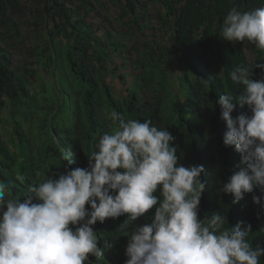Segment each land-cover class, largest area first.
<instances>
[{"label": "trees", "instance_id": "16d2710c", "mask_svg": "<svg viewBox=\"0 0 264 264\" xmlns=\"http://www.w3.org/2000/svg\"><path fill=\"white\" fill-rule=\"evenodd\" d=\"M109 1L119 6L120 16L128 17V28L137 25L144 38L154 29L148 23L152 16L148 0ZM104 2L0 0V106L10 105L16 138L13 144L0 134V180L9 185L12 197L22 199L31 194L30 186L43 182L46 175L58 178L75 167L87 168L88 155L100 136L114 127L107 110H115L125 119L151 120L158 128L167 129L174 137L180 163L204 167L206 191L199 206L201 219L220 212L227 216V228L241 221L250 224V243L253 247L264 245V201L262 205L253 202L254 195H261L260 190L245 194L239 203L220 191L241 154L234 145L223 144L227 127L217 103L222 94H241L243 85L232 81L231 72L236 66H250L243 42H228L220 36L223 18L232 6L251 10L264 7V0H161L165 12L158 17L169 45L143 38L141 66H132L131 75L128 72L131 80L120 73L126 92L122 101L112 94L107 73L118 70V58L127 57L133 48L119 33L113 41L111 33L119 31L111 16L104 18L110 34L90 20L97 8H105ZM26 15L30 21L23 23L35 26L34 46L27 44L28 37L19 27V20ZM263 52L259 50L253 63L254 80L264 78V69L256 68L263 64ZM157 56L165 61L171 80L177 81L174 86L178 92H185L184 98L176 92L173 98L164 96L161 89L155 101L145 94L155 80L150 67ZM211 56L219 57L223 75L214 69ZM108 64L114 67L109 70ZM36 72H45L48 78L41 82ZM168 100L169 111L164 106ZM245 112L251 114L247 106H237L232 115L235 118ZM65 155L71 162L63 160ZM126 219L125 215L94 225L101 248L105 242L114 246L105 248L99 258L90 256L86 264H125ZM147 222L141 217L135 224ZM260 264H264V257Z\"/></svg>", "mask_w": 264, "mask_h": 264}, {"label": "clouds", "instance_id": "9594fccd", "mask_svg": "<svg viewBox=\"0 0 264 264\" xmlns=\"http://www.w3.org/2000/svg\"><path fill=\"white\" fill-rule=\"evenodd\" d=\"M220 36L264 51V7L232 6ZM231 79L243 85L241 94H222L217 103L227 127L223 144L234 145L241 160L220 191L239 203L259 189L253 202L262 205L264 78L254 80L250 68L236 66ZM237 106H247L251 114L234 118ZM108 116L114 127L100 136L87 168L75 167L58 178L46 175L22 199L12 197L0 180V264H86L114 246L105 242L101 248L94 225L125 215V264H260L264 245L250 243V224L227 228L220 212L200 218L205 169L180 163L167 129L151 120L125 119L115 110ZM141 217L150 222L135 224Z\"/></svg>", "mask_w": 264, "mask_h": 264}, {"label": "rangeland", "instance_id": "374dc122", "mask_svg": "<svg viewBox=\"0 0 264 264\" xmlns=\"http://www.w3.org/2000/svg\"><path fill=\"white\" fill-rule=\"evenodd\" d=\"M104 7L100 6L99 8H97V10H95L90 16V20H92L93 22L97 23V25H99L105 32H108V34H110L111 29L109 27V23L105 20L108 19L107 16H111L114 20H113V24L116 27V29L119 31L117 33H111L114 34L113 35V41L117 40L118 37L115 35H119L123 38L125 43H128L129 47L133 48L130 51L127 52V57H119L117 62L119 64V69L111 72V73H107V81L111 87L112 90V94L114 95V97H116V99L119 100H125V86H124V82L125 80L123 78L120 77V73H123L126 75V80H131L130 76L128 77V72L131 75V71H132V66H136L139 67L141 66L140 63L142 62L143 59V34L140 32L139 28L137 27V25H133V27L128 28V26L126 25V20L128 17H122L121 15V10L119 9V6L114 5V3H111L109 0H105L104 2ZM148 6H149V11L152 13V16H150L148 23L153 26L154 29L149 30V32L147 33V35L145 36L144 39L151 41V40H157L161 45H169V41H166L167 38V33L165 29L161 28V22L159 21V14H164L165 12V7L163 5V3L161 2V0H148ZM107 15V16H106ZM105 18V19H104ZM26 20L30 21V16L26 15L23 16L20 20H19V27H21L22 33L25 34L28 38H27V44H31V46L36 45L35 44V39L33 38L34 34H35V26L32 25L30 22V25L28 24H24L23 22H25ZM3 28L0 27V31H2ZM137 33H135L134 31ZM136 42V45L133 46V44ZM40 43L39 41L37 42V44ZM42 44V42L40 43ZM38 44V45H40ZM242 46L245 50L246 53V57L250 63V66H248V68H250L251 70H253V63L255 61V59L259 56V50L255 47V45H252L248 42H243ZM262 59H263V64H264V52L262 55ZM211 62L212 65L214 67V69L220 74L223 75V68L220 62V59L218 56H211ZM109 66V70L111 68L114 67V65L112 64H108ZM151 69H153L154 75H155V80L153 82H151L150 86L146 88L145 90V94L147 95V97L149 99H151L152 101L156 100V96L158 93V89H161L163 91V94L165 96L166 95H171L169 96L170 98H173V94L176 92L177 94H179L181 96V98L185 97V92L184 91H179L177 90V88H175L174 84H176L177 86V81L175 80L172 81L171 80V72H169V70L166 68V64L165 61L160 60V58L157 56L156 58V62L155 64L150 67ZM149 67L146 69H150ZM264 69V68H263ZM107 70V71H109ZM176 70V68H175ZM177 71V70H176ZM136 73H139V70L135 71ZM38 79L43 82L45 81L48 76L45 75V72H36ZM135 74V73H133ZM160 81V82H159ZM39 82V86L40 83ZM49 81L47 82V85ZM164 85V86H163ZM38 86V87H39ZM174 91V92H173ZM168 99V97H167ZM168 101L164 102V106H166V108L169 111V105H168ZM107 113H110V109L107 110ZM109 117V116H108ZM0 134L3 135L5 138L10 139V143L15 144L16 143V138L14 136V132H13V125H12V119H11V113H10V105L8 103L3 104L0 106ZM12 145V144H11ZM14 147V145H12ZM88 264H91L90 262H88Z\"/></svg>", "mask_w": 264, "mask_h": 264}]
</instances>
